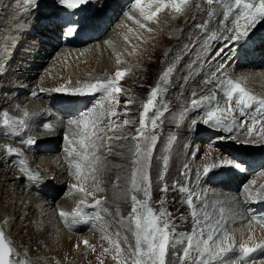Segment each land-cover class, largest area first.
<instances>
[{
    "label": "rangeland",
    "instance_id": "obj_1",
    "mask_svg": "<svg viewBox=\"0 0 264 264\" xmlns=\"http://www.w3.org/2000/svg\"><path fill=\"white\" fill-rule=\"evenodd\" d=\"M170 1L166 5L164 3L158 12L156 11L158 6L155 7L154 4L145 5L143 8L138 6V8L141 7L140 9H128L124 16L119 12L113 16V11H111L109 17L112 19H108L103 30L106 33L111 31L114 38L118 40L117 49L106 50L103 46L102 49H99L101 53H95L92 60H87V56L84 54L74 58L73 61L67 60L66 63L63 61L60 65H54L55 70L51 69L50 71L49 65L59 47H49L50 41H46L44 38L47 33H42L41 29L40 34L43 36L41 37L39 30L36 31L32 25H34L33 21L36 19L37 12L53 13V10H58L56 0H41L40 4H43V8H40V4L38 8H33L26 5L23 0H0V117L2 121L5 113L14 121L24 119L27 127L18 130H25L40 143L38 135H41L42 131L38 132V127L42 126L29 122V116L23 117L19 108L26 101H23L19 96L24 94L29 97L28 92L31 90L44 89L45 95H49L45 102V111L50 115L51 111L48 109L53 108L56 114L48 116V121H52V118L54 121L61 119L68 121L77 119L80 115L76 112L72 115L60 114L58 108L65 106L62 103L52 102L51 95L53 98L62 97V99L70 95L57 93L55 89L71 91L76 88H84L85 85L91 83L108 80L115 81L116 86L122 89L119 93H113L107 100H101L100 104H96V107L93 108L94 111L91 114L93 117L101 110V107L107 110L110 105L116 112L115 116L105 112L102 121L97 126L104 129L103 132L97 131V135L101 139L96 141L94 149L90 147L87 150L90 159L93 153L98 157L94 165L82 168V177L77 178L75 168L72 169L73 165L70 164L68 174H66L67 179L61 189L53 185L56 178L46 181L41 177V180L47 182L46 187L50 185V187L56 188L57 191L54 195L46 193V189H44V195L43 193L42 195L29 194L32 201L36 196L42 199L53 198V203L64 198L56 212L51 210L52 204H48L49 208L45 209L44 206L36 205L32 201L28 203L24 199L29 186L25 185L22 177L18 179V182H22L27 187L26 190L21 191V187H19V191H13L16 187L13 186V189L12 185L10 186L13 179H9V177L15 175L14 166L5 149L0 148V231H3L6 243L13 250L9 256L10 264H131L127 250L128 245L124 243L123 237L127 235L128 243L132 245H134V238L123 226L128 223L127 220L122 223L121 217H127L131 212L132 195H136L138 199H148L143 192L131 190L130 185L131 171L134 167L132 164L134 145L143 143L140 132L149 138L153 135L157 137L151 158L146 162L148 184L150 185L149 206L153 209L155 207L164 208L169 214L170 230L175 228L174 235L177 239H179L180 233L190 234L192 231L193 207L187 204L188 198L191 197L198 213H203L204 205L207 204L206 210L219 218V209H225L224 223L230 230L231 236L229 242L234 243L237 249L236 252L228 254L226 259L234 258L239 254L238 249L241 243L254 246L256 243L264 242V227L262 232H259V229L252 232L246 226H242V220L249 221L247 216L240 219L233 218L224 198L226 195L221 194L222 191H229V187L220 182L221 178L227 179L226 174L230 175L231 172H234L233 169L241 171V166L245 163L240 165L241 159L238 158L243 152L264 153V149H262L264 134H259L261 125H255L254 132L249 135L247 127L250 122H247L245 117H241L238 110L232 113L238 119H236L238 124L233 126L231 132L222 127H214L211 122L208 125L203 123L207 111L211 108L218 106L227 109L229 107L225 95L228 80L239 83L247 92L250 91L249 94L255 93L256 97L261 99H264V96L259 97L257 93L264 95V85L259 86L254 80L248 82L240 76L242 68L249 67L240 65V60L234 62L230 54L235 53L238 56L241 54V58H243L245 47H242L243 50L238 52L235 45H229L232 41L229 37L233 33L228 29H234L235 18L229 16L225 20L224 12L226 10L220 3H217V0H213L211 5L207 3V0ZM191 2H194L192 15L190 14L177 22L176 19L181 16L185 4ZM173 3L179 5V12L176 11ZM118 4L120 6L117 5L116 9L124 3L120 1ZM141 9L146 15H151L153 12H156V15L151 20L146 19L145 15L141 14ZM209 11L213 13L211 16L208 15ZM52 17L57 18L56 16ZM134 19L143 23H139L138 20L134 21ZM26 20L33 22L32 25L26 26L24 23ZM120 20L125 21L128 26L126 30L117 35L118 27L112 28L111 26ZM197 25H202V27H197ZM26 27L28 30L22 31ZM135 31L155 37L149 40L164 39L163 41L167 45L174 37L176 41L171 45H176L173 48L170 47L169 50L161 49L156 55L153 52L148 55L149 58L146 57L147 62H142L143 65L134 66L139 55L135 54L133 50L123 52V49L130 46L132 40L130 38L134 37ZM258 33L264 32L258 29L255 34ZM106 35L96 38L95 42L76 45L74 48L96 47L107 37ZM61 37L59 30V39H55L57 45L61 44ZM262 45L258 49H264ZM67 46L72 47L70 44ZM223 46L224 52L219 56L220 58L217 60L219 62H217L216 53ZM249 48L254 50L253 47L249 46ZM41 51L47 52L40 54ZM228 51L231 53L226 56ZM132 52L134 58L131 60ZM246 52L251 55L249 51ZM42 59L44 60L38 61ZM90 63L92 64L89 66ZM259 64L263 65L264 60L262 59ZM169 67H172L173 71L168 82L165 83L159 78ZM250 67L259 68L257 65H250ZM37 70L38 72H36ZM22 72L30 74L23 75ZM117 72L125 74L123 77L117 78ZM22 76L24 78L28 76L24 79L25 87L18 82V77L22 78ZM222 81L224 83H221ZM63 83L70 86L64 87ZM157 84L165 96L167 106L162 104L157 109L156 98L155 107L145 114V127L141 129L139 121L143 114L144 104L149 99L152 88ZM101 94L96 93V95ZM205 96L210 99L202 100ZM72 97L79 100L78 96ZM37 98L40 97L31 99ZM40 99L45 100L44 98ZM194 99L201 101L199 106H192L191 102ZM254 109L255 105L251 110L253 113ZM225 114L227 113L225 112ZM126 119L132 120L134 123L124 125L123 121ZM153 119H156L155 127L152 125ZM248 119L250 121L249 117ZM241 123L244 124L243 127L240 126ZM261 123L264 124V121ZM69 127L72 130L75 128V126ZM12 138L0 130V145L20 149V154L15 155L24 156L30 164L29 170L31 172L38 171L42 175V167L45 166L42 162L43 157H37L41 153H32L23 146L21 140ZM224 139L231 140L232 143L224 144ZM64 143L65 136L62 132L56 136L52 143L59 147L57 149L50 147L53 150L48 154L58 155L65 152L68 143L66 141V146ZM32 154L36 155L35 159L31 157ZM258 159L261 160L259 166L255 170L248 171L249 175L244 177L242 184H237L243 186L241 190L237 189L239 188L237 186L230 187V190L234 189V192L237 189L235 197H238V205L241 206L242 213H244V205L253 204L244 195L246 184H249L247 188L253 196L256 192H264V157L259 156L255 160ZM242 160V162H246L244 158ZM237 164L240 165L239 168L235 166ZM205 167L209 168L208 173L204 172ZM217 168L219 170H216ZM250 168L248 167V169ZM83 175H87L88 179H83ZM161 176H163L162 180ZM74 185L75 187H73ZM165 185L168 187L167 192L162 191ZM81 188L84 191H80ZM161 198L164 199L163 205L159 203ZM96 200H100L101 204L93 207ZM251 200L254 201V199ZM82 201L83 203H81ZM81 207H87L93 218L92 224L77 234H71L67 228L57 227L58 221L54 222L56 228L53 223L45 224L44 220L48 219L45 217L49 216L62 221L65 218H60L62 217L59 215L60 212L70 214ZM103 209H107V211H103ZM68 219L70 222V217ZM236 221L238 222L235 223ZM252 224L260 226L264 224V221L261 224L253 222ZM117 242L121 246L120 252H117L115 247ZM184 247L185 244H177L178 256H182ZM171 258L170 249L166 257V264L167 260ZM262 260H264V251L258 252L255 264H261Z\"/></svg>",
    "mask_w": 264,
    "mask_h": 264
},
{
    "label": "snow or ice",
    "instance_id": "obj_2",
    "mask_svg": "<svg viewBox=\"0 0 264 264\" xmlns=\"http://www.w3.org/2000/svg\"><path fill=\"white\" fill-rule=\"evenodd\" d=\"M89 0H56L58 7L66 6L67 9L75 10L80 6L88 3ZM183 2V0H181ZM141 0H136V4L139 5ZM207 3L211 5L213 0H207ZM221 6L226 10L224 12V19L227 20L229 15L232 14L234 9H238L239 12L235 16L233 21L234 29H228L233 34L229 39L233 41H240L241 39L248 38L250 36L249 29L254 28L258 21L264 20V0H258V2H253V0H217ZM164 6L163 0H158V7L156 11L158 12L160 8ZM176 11H180L178 4L173 3ZM38 7V4L36 5ZM141 14L145 15L146 19L151 20L156 12L151 15H146L144 10L141 9ZM212 11L208 12L211 16ZM243 20V23L240 21ZM197 27H202V25H197ZM76 29L70 28L69 32H75ZM68 35V33H65ZM222 51V50H221ZM219 55V52L217 53ZM173 68H167L163 74L160 76V80L165 83L168 82L169 76L172 73ZM124 72H117L116 77L121 78L124 76ZM221 83H224L222 81ZM228 88L225 90V95L229 103L227 109L220 107H213L206 113V118L203 120L205 125L210 122L214 127H222L227 131L231 132L233 126L237 124L236 118L232 113L238 110L241 117H249L250 124L247 127V132L251 135L255 130V125L260 124L261 127L259 131L264 134V99L257 98L255 95L249 94L241 87L239 83H233L232 80L227 82ZM57 93L68 94V95H78L84 96L87 94L102 93L100 100H107L112 96L113 93H119L122 91L120 87H117L115 81L108 80L106 82H96L85 85L84 88H76L74 90H67L57 88L55 89ZM160 91V86L157 84L156 87L152 88L149 99L144 104L143 114L140 117V128L145 127V114L149 110L155 107V100ZM210 98L205 96L202 100L207 101ZM215 99V97H212ZM100 100L96 103L99 105ZM234 101V104H233ZM192 106L197 107L201 103L198 100H192ZM255 105L254 113L249 111L253 109ZM94 109L90 108L85 110L77 119H69L67 124L69 126H75L71 138L65 135V140L67 141L69 148L66 150L67 156L69 157L70 164L74 165L75 175L77 178L82 177V168L89 165H94L98 157L93 153L90 159L87 155V150L96 147V141L101 139L97 135V131L103 132V128H98V124L102 121L105 112L109 115L115 116L116 112L113 110V106L110 105L107 110L101 107V110L93 117L91 114ZM225 112L227 114H225ZM28 113H25V117ZM3 123L8 126H13L16 129H25L27 127L26 121L21 119L19 121H14L9 118L8 114L5 113L3 117ZM134 123L132 120H124L123 124L128 125ZM196 123V121H193ZM153 127L156 126V119L152 120ZM110 126V125H109ZM241 127L244 126L243 123L240 124ZM45 129H51V124L45 123L43 125ZM15 135H20L19 131L14 133ZM143 143H136L134 145L132 164L134 165L131 176L130 185L131 190L135 192H143L144 196L150 199V185L148 184L149 176L147 173V161L150 160L152 155L153 146L156 144L157 137L151 136L150 138L143 132H140ZM95 138V139H93ZM34 138L29 135L27 139L23 140V143L27 146H32L35 144ZM0 148H4L9 156L13 154H20L21 150L15 147L0 145ZM21 165L25 164L24 160L19 162ZM237 168L240 167L239 164L235 165ZM21 172L26 174L30 181H39L42 178L37 174L31 172L28 167H21ZM205 173L209 172V168L205 167ZM54 179V178H53ZM83 179L87 180L88 176L83 175ZM119 179V177H117ZM163 176H161V180ZM75 187V185L73 186ZM175 187V185H173ZM80 191H84L83 188ZM162 191L167 192L168 187L162 189ZM183 191V189H181ZM244 195L247 199H260L264 200V192H257L254 196L250 193L247 187L244 189ZM148 199L140 200L136 195L131 196V212L127 217H121V222L127 220V224L123 225L127 228V231L134 238V245L128 243V236L123 237L124 243L128 245V255L131 259V264H166V257L171 249V259L167 260V264H255L256 256L254 254L264 251V242L256 243L254 246H248L246 243H241L239 245L238 252L234 258L226 259L228 254L234 253L237 249L234 243L229 242L231 240L230 230L225 226L224 213L225 209L220 208V216H217L208 212L206 209L207 204L204 205L205 211L203 213H198L195 206L193 205V200L191 197L188 198L187 204L193 207L192 217H193V228L190 234L180 233L179 239L174 235L175 228L170 230V220L168 218V213L163 207L160 208L157 213L152 207L149 206ZM83 203V201L81 202ZM161 205L164 204V199L161 198L159 201ZM101 204L100 200L95 201L93 207ZM107 211V209H103ZM59 215L65 217V223L70 222L75 224L78 221L87 222L91 217L86 216L83 210L78 208L72 213L60 212ZM253 219H259L264 221V217H252ZM119 236V233H117ZM177 244H185L183 248L182 256L177 254ZM117 252L121 251L120 243L117 242L116 245ZM12 248L8 246L5 241V236L3 231H0V264H10L9 256L12 253ZM264 264V260L261 261Z\"/></svg>",
    "mask_w": 264,
    "mask_h": 264
},
{
    "label": "bare ground",
    "instance_id": "obj_3",
    "mask_svg": "<svg viewBox=\"0 0 264 264\" xmlns=\"http://www.w3.org/2000/svg\"><path fill=\"white\" fill-rule=\"evenodd\" d=\"M255 1L256 0H253V2H255ZM101 2H102V0H92L91 3H90V6L88 7L91 10L90 13L92 14V19L90 20V22H91V24L95 25L96 30H98L99 27H100L99 26V22L106 21V20H104V18H107L109 16L108 12L103 11V8H104L103 5L104 4L101 3ZM118 2H120V0H108V3H106L105 7H110V11H113V16L118 11V9H116L117 5L120 6L118 4ZM167 2H171V1L170 0H166L164 2L165 5H166ZM193 3L194 2H191L190 4H185V7L182 9L181 16L178 19H176L177 22L183 20L184 17L189 16L193 12V10H194ZM145 5H147V4H141L140 6L143 8V7H145ZM150 5H153V4H150ZM157 5L158 4H154L153 6L157 7ZM123 6H124V4L121 7H123ZM140 8H136V9H140ZM162 12L164 13V11H162ZM124 13H123V16H124ZM127 13H129V12H127ZM58 15L60 16V20L62 21L63 17H62L61 13L58 10H53V13L46 12V11H39V12L36 13V19H34V21H33L34 25H32L33 22H28L27 20L24 22L26 24V26L32 25L33 28L36 31L39 30V34H40V30L41 29H42V33H47L44 36V38H45L46 41H50L49 47H51V48H58L59 47L58 52L56 53L55 57L53 58V61L49 65L50 71H51V69H52V71L55 70L56 67H54V65H60L63 61H65V63H66L67 60H72L73 61V60H75L74 58L81 57L84 54H85V56H87L86 57L87 60H92L94 55H95V53H98L99 51H101L99 49H102L103 46H104L103 48H105L106 50L107 49H113V50L117 49L118 40H116V38H114V35L111 33V31L106 33V31L103 30V29L100 31V33H102L101 35L99 34L100 36L98 35L96 37H90L86 41V43L87 42H89V43L90 42H95V40H97L98 38H102V35L104 37V35L107 34L106 35L107 37H105L102 40L101 44H99L96 47H89L88 46V47L84 48L85 47L84 46L83 48L79 47L78 49H75L74 46H76V45H70L72 47H69L66 44H62V43L61 44L63 46L61 44L57 45L55 43L56 42L55 39H59L58 38V31L59 30L62 31V29L59 28V26L57 25L56 21H52L51 17L52 16H56L58 18ZM123 16H122V18H123ZM110 19H112V17H110ZM172 19H174V18H172ZM137 20L138 19H134V21H137ZM138 22L141 23V24L143 23V22H141L139 20H138ZM127 26L128 25L125 24V21L120 20L118 23H116L114 26H111V27L112 28H114V27L117 28L118 27V34L117 35H119L123 30H126ZM25 30H28V28L26 27L22 31H25ZM158 34H160V32H158ZM40 36L43 37L42 34H40ZM133 36L134 37L130 38V39H132L131 42H130V46L126 47V49H123L124 50L123 52H127L128 50H130V51L133 50V52L135 54L139 55V56H137L136 62H134V64H135L134 66L139 65V64L143 65L142 62H147V58L146 57H148V55H150L151 53L154 52V55H156L158 51H161V49L169 50L170 47L173 48L176 45V44L171 45L172 43H174L176 41V39L173 36H172L173 37L172 41H170L168 45L166 43H164V41H163L164 39H161V38L159 40H156V39L149 40L150 38H155V37H152V36H150V34L142 33L140 31H137V33L135 31ZM263 36H264V33H258V34H256L255 38H260L261 39V37L263 38ZM177 40H178V38H177ZM262 40H263V43H262L263 45L260 44L259 46L262 45V47L264 48V39H262ZM41 44H42V41H41ZM80 44H85V42L84 43H80ZM60 45H61V47H60ZM77 45H79V44H77ZM64 46H67V47H64ZM245 46L236 45L235 47L237 48L238 52H241L243 50L242 47H245ZM259 46L254 48V50H260V52H258L259 54L257 56H254V54H255L254 50H252L250 48L248 49V47L245 48V51H243L244 52L243 58H241V54L239 55V60L241 61L240 65H245L246 67H249V68H245V69L242 68V70L240 72V76L244 77V79L246 81H248V82H249V80L250 81L254 80V82L257 85L262 86V85H264V64L262 65V64H259V63L262 61V59L264 60V49H258ZM221 50L219 51V55L217 54L218 52L216 53V57H215L216 61L219 60V58H220L219 56L224 52V46L221 47ZM246 51H249L251 53V55H249V53H247ZM46 52L47 51H41L39 53L40 54L41 53L45 54ZM133 52L131 54V60L134 58V57H132L133 56ZM99 53H101V52H99ZM230 53L231 52L228 51L226 53V56L228 54H230ZM249 57H251V58H249ZM86 58L85 59L83 58V59L86 60ZM80 59H82V58H80ZM0 60H1V58H0ZM43 60L44 59L38 60V61H43ZM217 62H219V61H217ZM91 64L92 63H90L89 66ZM250 65H257L259 68H253V67H250ZM36 72H38V70ZM22 74L25 75V74H30V73L29 72H22ZM26 78H24L23 76H22V78L18 77V82H20L21 83L20 85H22L23 87H25V85H26L24 83V79H26ZM62 85L64 87L70 86V85H67L65 83H63ZM245 91H247V90H245ZM248 92H250V91H248ZM253 94L256 96L255 93H253ZM257 94H258L259 97L264 96V95L259 94V93H257ZM47 96H49V95L47 94ZM47 96L45 94H41V96H39V97H43L45 100L40 99V98L31 99V98H34V97L33 96L26 97L23 94V95H21L19 97H22L21 99H23V101H26V102H25L24 105L20 106L19 109H20L21 113L23 114V117H25V113H28V116H29V119H30L29 122L34 123V125L35 124L40 125L43 122H47V123L51 124V126L53 127V129H44V128L38 127V132L42 131L41 135H38L40 143H38L36 145V147L30 148V149H31L32 153H34V152H36V153L40 152L41 153V154H38L37 157H43L42 158V162L44 163L43 165H45V166L42 167V171H43L42 177L46 181L50 180V179H53V178H56L55 184H53V183H51V184L56 185V186L59 187V189H61L64 186L65 180L67 179L66 174H68V169L70 168L69 157L67 156V153H66V150L69 148V146L67 145L66 140H65L64 145L65 146L67 145V149H65V152L63 151L62 153H60L58 155L48 154V152L53 150V149H57L59 147V146H55V145L52 144L53 141L56 139V136L58 134H61L62 132H64V136L68 135L71 138L73 130L69 127V125H67V121H65L63 119H61L59 121H54L53 118H52V121H48V119H47V113L48 112L45 111V102H47L46 101L47 100ZM50 98L52 99V102L62 103L65 107L69 106V105L77 106V107L73 108V110L75 109L76 111H80V110H78L79 109V107H78L79 106L78 105L79 100H80V103H82L84 101V99H82V98H79V100H78L75 97L74 98L70 97V98L62 99V97L53 98V96L51 95ZM102 103H103V101H102ZM65 107L63 108L61 106V107L58 108V110L60 111V114H62V115L63 114L72 115L73 111H71V109L70 110H66ZM48 111H51L49 117L56 115L55 114V110L53 108L52 109H48ZM60 114H58V115H60ZM36 115H38V116L35 117ZM66 115H64V116H66ZM27 117H25V118H27ZM0 124H2L1 117H0ZM0 130L2 132V128L1 127H0ZM259 134H261L260 131H259ZM263 138H264V136H263ZM50 147H52L53 149L50 148ZM227 147H229V146H227ZM253 153L254 152H249V153L243 152L242 154H240L238 159L247 158V160H249V161L252 160L251 162H253V161H255V159L259 158V156L260 157H264V153H254V155H253ZM35 156L36 155H34V154L31 155V157L33 159H35ZM73 168H74V165H73L72 169ZM13 170H14L13 172L15 173V175L9 177V179H13V182L10 184V186L12 185V188H13V186L16 187L15 190H13V191H19V187H21V191H23V189L26 190L27 187L24 186V184L22 182L21 183L18 182V179L19 178L21 179L23 174L19 173L14 168H13ZM216 170H219V169L217 168ZM47 172H49V173H47ZM245 174H247V173L244 172V173H242L240 175H237V174H235V172H231L230 175L226 174L227 175V179H224V178L220 179V182L223 185L229 187V191H222L221 194L226 195L225 197L224 196H222V197H224L226 199V202H227V204H228V206L230 208L231 214H232L234 219L246 218V216H247V212H246L247 206L245 208V205H244V213H242L241 212V206L238 205V197L237 198L235 197L237 195V191L234 192L233 191L234 189L230 190V187H234V186L239 187V185L242 184V182L244 181ZM237 184H239V185H237ZM248 185L249 184H246L244 187H247ZM42 187L44 189H46V193H48L50 195L51 194L54 195V193L57 191L56 188H52V187H50V185H47V187L46 186H42ZM30 193L38 195L37 193H34L31 190V188H29V190L26 191V194H25V197H24V199H26L28 203L32 201L30 199V197H29ZM227 194H229V195H227ZM43 195H44V193H43ZM15 198H17V197H15ZM40 199H42V198H40L39 196H36V197H34V200L32 202H35L36 205L44 206L45 209L49 208L48 204L49 205L52 204L53 208L51 210H53V212H56L57 209L60 208L62 202L64 201V198H63V200L62 199L57 200L56 203L55 202L53 203V200H54L53 198L52 199H42V200H40ZM242 203H243V201H242ZM253 203H256V202H253ZM259 203H260V201L257 202V204H259ZM240 213H241V215H240ZM45 218H48L47 220H44L45 224L49 225V224L53 223V226L55 228H56V225L54 224V222H57V221L59 222V225H57V227L61 226L62 229L67 228L68 226L71 225L70 222H69V224H66L65 220H62V221L58 220V219L56 220L55 218L49 217V216L45 217ZM60 218L63 219V217H60ZM247 219H248V217H247ZM237 222L238 221H236L235 223H237ZM242 222H243L242 226H244V227L246 226L247 229L251 230L252 232H256V231H258V229H259V232H262V228L264 227V224L258 226L256 224H252L251 221L244 222L242 220Z\"/></svg>",
    "mask_w": 264,
    "mask_h": 264
}]
</instances>
